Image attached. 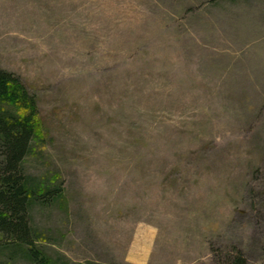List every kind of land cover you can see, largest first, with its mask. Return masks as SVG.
I'll return each instance as SVG.
<instances>
[{
	"label": "rangeland",
	"instance_id": "obj_1",
	"mask_svg": "<svg viewBox=\"0 0 264 264\" xmlns=\"http://www.w3.org/2000/svg\"><path fill=\"white\" fill-rule=\"evenodd\" d=\"M0 69L48 264H264V0H0Z\"/></svg>",
	"mask_w": 264,
	"mask_h": 264
},
{
	"label": "trees",
	"instance_id": "obj_2",
	"mask_svg": "<svg viewBox=\"0 0 264 264\" xmlns=\"http://www.w3.org/2000/svg\"><path fill=\"white\" fill-rule=\"evenodd\" d=\"M7 103L18 113L2 108ZM38 114L35 96L15 74L0 69V247L14 249L33 264H48L35 247L29 211L35 202L56 201L57 186H42L22 168L30 150ZM230 264H246L236 251Z\"/></svg>",
	"mask_w": 264,
	"mask_h": 264
}]
</instances>
